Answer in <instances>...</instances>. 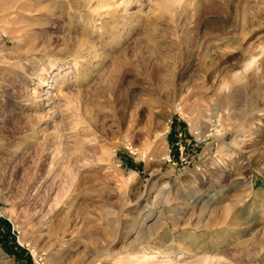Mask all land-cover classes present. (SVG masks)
<instances>
[{"label":"rangeland","instance_id":"1","mask_svg":"<svg viewBox=\"0 0 264 264\" xmlns=\"http://www.w3.org/2000/svg\"><path fill=\"white\" fill-rule=\"evenodd\" d=\"M0 264H264V0H0Z\"/></svg>","mask_w":264,"mask_h":264},{"label":"built area","instance_id":"2","mask_svg":"<svg viewBox=\"0 0 264 264\" xmlns=\"http://www.w3.org/2000/svg\"><path fill=\"white\" fill-rule=\"evenodd\" d=\"M181 109V107H178V110H180Z\"/></svg>","mask_w":264,"mask_h":264},{"label":"bare ground","instance_id":"3","mask_svg":"<svg viewBox=\"0 0 264 264\" xmlns=\"http://www.w3.org/2000/svg\"><path fill=\"white\" fill-rule=\"evenodd\" d=\"M229 5V4H228ZM245 12V11H244ZM53 66V65H52Z\"/></svg>","mask_w":264,"mask_h":264}]
</instances>
